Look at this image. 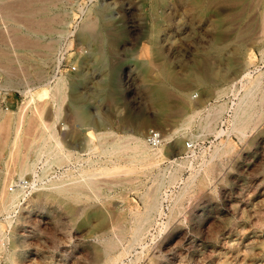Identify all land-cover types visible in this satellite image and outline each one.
I'll return each mask as SVG.
<instances>
[{"label": "rangeland", "instance_id": "obj_1", "mask_svg": "<svg viewBox=\"0 0 264 264\" xmlns=\"http://www.w3.org/2000/svg\"><path fill=\"white\" fill-rule=\"evenodd\" d=\"M263 50L264 0H0V56L8 55L0 57V123L14 118L17 125L24 117L18 148L0 129V189L19 179L18 158L41 140L39 116L54 124L76 156H87L91 133L128 141L145 139L151 127L161 131L165 153L161 163L141 172L138 187L112 188L115 176L102 175L97 188L83 186L85 195L100 190L97 198L45 200L33 191L34 205L22 209L17 226L20 264H264V117L254 118L242 138L222 132L231 109L211 131L199 120L184 125L216 104L232 107L240 78L264 71ZM69 63L77 69L66 71ZM60 74L65 97L56 116L53 101L29 102L27 92L53 84ZM226 141L232 151L216 157L207 175L202 171L179 208L170 210L171 197L191 169L185 166L175 183L162 187L157 222L127 254L123 247L106 253L92 237L112 231L117 218L123 223L132 210L145 211L141 195H155L153 178L171 161L192 157L197 170L202 152ZM133 177L122 171L116 179ZM132 239L128 229L123 245ZM0 264H6L1 254Z\"/></svg>", "mask_w": 264, "mask_h": 264}, {"label": "bare ground", "instance_id": "obj_2", "mask_svg": "<svg viewBox=\"0 0 264 264\" xmlns=\"http://www.w3.org/2000/svg\"><path fill=\"white\" fill-rule=\"evenodd\" d=\"M54 17H51L53 18L52 20H55ZM85 24L90 25L88 20ZM47 30H50V28ZM53 46V44L45 45L48 51L54 50ZM0 57L6 59L8 55L4 53ZM1 62L3 63V61ZM6 69L8 68L6 67ZM239 81L241 82V91L236 90L234 92L236 100L232 107L226 102L216 104V106H212L208 113L206 112L207 114H203L200 111L195 112L186 119L184 125L189 126L199 120L204 130L211 131L223 112L231 109L230 125L226 131L223 130L222 132H225L227 136L231 132H235L240 138L244 137L247 129L255 125L256 121L253 119L264 117V71H260L256 76L246 73ZM65 83L66 77L60 74L54 79L53 84H43L38 86L36 91L27 92L28 100L35 104L37 101L46 99L47 102L53 101L57 106L56 116H59L61 101L65 97ZM39 117V122L42 126L41 140L36 142L31 154L18 158L17 173L19 179L13 177L9 183L11 186L7 187V185H4L1 188L0 214L4 216V219H0V254L5 257L6 264H20L23 248L21 246L22 240L18 238L17 226L22 218V209L34 205L30 197L33 191H38V198L42 197L45 200L62 195L70 196L76 201L81 200L83 197L87 199L97 198L100 190H93V195L88 193V195H85L84 190L86 189L83 188V186L91 189L97 188L96 177L102 175L115 176V179L110 181L112 188L126 184L138 187L141 184V172L158 165L165 158L162 142L157 146H151L142 136L132 137L128 141H123L121 138L114 139L112 142L106 139L103 141L106 136L104 133H91L89 136L90 142L84 149L87 156L85 157L82 154L76 156L73 151L65 148L54 129V124H46L41 116ZM13 123L14 118H9L0 123V129H6L10 133L12 138L9 140V144L11 143V146L18 148L24 128V117L18 118L17 125ZM197 138L193 137L192 141L196 142ZM232 149L233 143L226 141L216 144L209 151H203L198 158L201 160V167L197 170H195L192 157L171 161L165 169L161 170L153 178V182L157 186L155 195L152 198H148L147 193L141 195L144 200H147L145 211L132 210L129 217L125 216L123 223L121 222L123 217L117 218L114 223L116 230L112 228L110 232L97 233L92 237L97 239L99 243L101 242L103 245H101L102 249L106 253H111L119 249V247H123L122 255L127 254L136 243L141 242L144 233L149 230L148 228L157 222V212L161 209L162 187L166 184L175 183L179 177V172L185 166L191 169L189 178L184 181V185L178 194L175 197H171L170 210L173 211L179 208L183 196L193 184L199 181L200 175L203 174L202 171L207 175L212 161L220 155L228 154ZM55 165L57 167L64 166V168L54 171L53 166ZM122 171H126L128 174H135V177L127 179L126 182L116 179L117 175ZM27 173L32 174L30 181L26 178ZM163 198L165 199L164 196ZM128 229H132L133 239L132 242L124 246L123 239H125ZM112 233L114 237L111 235Z\"/></svg>", "mask_w": 264, "mask_h": 264}, {"label": "built area", "instance_id": "obj_3", "mask_svg": "<svg viewBox=\"0 0 264 264\" xmlns=\"http://www.w3.org/2000/svg\"><path fill=\"white\" fill-rule=\"evenodd\" d=\"M82 52H86L85 49L82 50ZM63 58L60 63L57 64V67L55 69V74L62 71V67L65 65ZM66 71H75L77 69V65L74 63H69L65 66ZM145 139L147 143L151 146H157L162 142V134L161 131L157 128L151 127L147 130ZM186 147L191 148L193 146L192 142H186Z\"/></svg>", "mask_w": 264, "mask_h": 264}]
</instances>
